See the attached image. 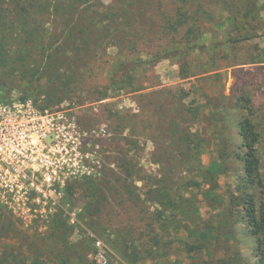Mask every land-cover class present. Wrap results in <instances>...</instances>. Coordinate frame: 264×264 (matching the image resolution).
Returning a JSON list of instances; mask_svg holds the SVG:
<instances>
[{
	"label": "rangeland",
	"instance_id": "374dc122",
	"mask_svg": "<svg viewBox=\"0 0 264 264\" xmlns=\"http://www.w3.org/2000/svg\"><path fill=\"white\" fill-rule=\"evenodd\" d=\"M31 1L33 19L43 23L41 51L45 44L52 51L40 56V42L29 44L33 57L23 58L19 48L25 34L17 26L0 42V80L9 100L76 108L93 132L94 170L68 183L62 201H70L78 223L55 213L52 222L62 219L65 225L50 242L0 206V240L1 226L8 224L9 239L18 237L1 241L0 249L14 246L13 254L28 256H87L86 264H107L104 258L109 264H264L246 212L254 192L244 184L239 134L242 121L252 115L245 105L259 134L255 194L261 206L264 11L251 22L257 28L252 35L228 12L246 6L244 0H234L233 6L227 0L187 5L184 0H81L80 10L87 8L85 20L92 19L95 34L77 42L63 20L55 21L48 8L41 13L40 2ZM198 4L207 5V11L194 16ZM114 12L120 29L104 36L100 26L108 27ZM181 13L200 28L195 42L200 49L191 48L195 43L184 33L169 30L170 19ZM62 47L66 55L60 59ZM51 53L59 62L49 58ZM232 62L239 65L221 69ZM217 73L221 80L207 79ZM95 188L104 199L92 217L85 212Z\"/></svg>",
	"mask_w": 264,
	"mask_h": 264
},
{
	"label": "built area",
	"instance_id": "2783aa9c",
	"mask_svg": "<svg viewBox=\"0 0 264 264\" xmlns=\"http://www.w3.org/2000/svg\"><path fill=\"white\" fill-rule=\"evenodd\" d=\"M77 112L0 96V206L42 235L60 210L78 223L62 198L70 181L94 170L93 132Z\"/></svg>",
	"mask_w": 264,
	"mask_h": 264
},
{
	"label": "trees",
	"instance_id": "16d2710c",
	"mask_svg": "<svg viewBox=\"0 0 264 264\" xmlns=\"http://www.w3.org/2000/svg\"><path fill=\"white\" fill-rule=\"evenodd\" d=\"M29 1V2H26ZM40 2L41 5V13L48 8V12L56 15L55 21L59 22L60 20H63L66 28L70 30L69 34L73 36V34L76 36V41L80 42L81 39L84 37H90L92 34H95L94 29V22H92V19L90 22L86 21L85 18L88 16L84 14V10L87 11V8L85 9L83 7V11L80 10L79 2L81 0H36ZM133 2V0H131ZM141 0H136L137 3H139ZM185 4L187 5V2H190V0H184ZM196 3H199L200 0H195ZM246 2V6H236L233 10H228L229 14L232 15L233 21L236 18H239V21H242L244 25L247 27L246 33L252 34L257 31L256 26L252 25L251 22L256 21L261 15L262 11H264V4L260 6L259 3L261 0H244ZM135 2V3H136ZM207 2V1H206ZM232 2L235 3L234 0H227V4H231ZM33 3L31 0H0V42L1 45H3V40L7 39V33L9 34L11 31H14L17 26H20L21 29L24 31L25 34V40H22V46L19 48V50L22 52L23 58L28 59V61L33 57V52L31 50H28L29 44H35L40 42V48H38L37 55L43 54L45 51H52L51 45H46L44 50L41 51V41L40 39V30L43 28V23H38L37 20L33 19V14L36 13L32 11ZM90 3V2H88ZM225 5V6H226ZM196 10L194 12V9H192L194 16L197 14L200 15L201 12L207 11L205 7L207 8V5H196ZM89 7V6H88ZM259 8V9H258ZM205 9V10H203ZM184 10V14H188V11ZM191 11V8H190ZM113 16L110 18L108 23L110 25L108 27L100 26V29L102 32H104V36L107 35V32L110 30L112 31L115 28L120 29L118 23L117 14L114 12L112 13ZM181 13L179 17H172L171 24L169 25V30L176 33H184L185 39L189 43H195L200 38V28L197 26L196 22L193 21V18H186L188 16L182 15ZM15 17L17 18L15 20ZM196 19L195 21H197ZM235 22V21H234ZM38 23V24H37ZM166 27H160L161 31H163ZM173 29V30H172ZM22 31V32H23ZM102 36H99L101 38ZM253 37V36H250ZM250 39V38H247ZM6 44V43H5ZM191 48L197 49L199 48V43H195L191 45ZM50 49V50H48ZM64 47L59 48L58 51H61V54L59 57L62 59L66 54L65 50H63ZM200 49V48H199ZM37 50V48H36ZM2 51V50H1ZM35 51V49H34ZM224 51V56L227 58L230 57L231 53L227 50ZM32 55V56H30ZM4 56V55H3ZM5 57V56H4ZM50 59L55 60L54 54L51 53V56H49ZM56 62H59V60H55ZM251 63H257L255 59L250 60ZM245 64V62H241L240 65ZM239 65V63L232 62L231 64L221 65L222 68L230 67ZM215 76H210L209 79H213L216 77V79L221 80L223 78V75L217 73L214 74ZM264 75V74H262ZM80 80L83 78H79ZM204 78L202 81L207 80ZM6 87L4 83L0 80V96L3 100L8 101V92L5 90ZM37 101V100H35ZM241 103L246 102L244 95L240 97ZM250 102V100H247ZM42 107L47 108L41 104ZM245 107V110L250 111L251 114L252 110L251 108H248L245 105H242ZM248 116L246 119L242 121V127L239 132L240 136L243 140V145L245 149V154L243 157V166L245 170V178H244V184L245 186H248L252 189L254 193H252L251 196H248V207L246 208L247 215L249 217V224L253 229L254 235L258 238L259 241V250L262 252L264 251V204H261L259 206L256 201V189H258V186L260 185V166H259V160L256 155V145L259 141V134L255 130V124L253 123V119ZM99 189V188H98ZM95 188L90 193L91 198V205L88 206L87 212L92 217H95L97 212H100V205L102 203V200L104 199V196H101L99 193L100 190ZM99 191V192H98ZM67 204H70V201H66ZM64 213L62 210L57 212V214ZM12 217V216H11ZM14 220V218L12 219ZM16 221V220H14ZM82 221V219H81ZM17 222V221H16ZM65 222L62 221V219H59L55 224L54 221L50 222L48 231L45 236H42V239H44V242H50L54 238V233L57 230H61L64 228ZM11 224H8L7 227L4 225L1 226V230L3 231L1 234L3 235V239L1 241H10L14 237H17L13 235V238L9 239L10 234V228ZM15 232V230H13ZM51 235H53L51 237ZM18 238V237H17ZM37 242H41V238L37 237L35 239ZM23 241V240H22ZM33 241V239H31ZM32 244V243H30ZM37 243H34L32 245H36ZM41 244V243H39ZM37 249V246L35 247ZM41 251V249H40ZM15 247L9 246V245H3L0 249V264H86V258L87 256H35V255H27L24 251H18L15 254ZM107 264H109V260H107Z\"/></svg>",
	"mask_w": 264,
	"mask_h": 264
}]
</instances>
